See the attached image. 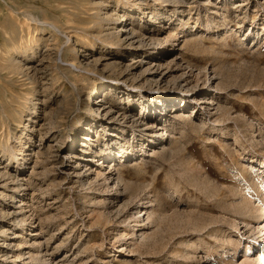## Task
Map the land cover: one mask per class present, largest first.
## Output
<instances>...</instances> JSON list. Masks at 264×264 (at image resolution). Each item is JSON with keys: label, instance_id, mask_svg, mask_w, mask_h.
I'll list each match as a JSON object with an SVG mask.
<instances>
[{"label": "rangeland", "instance_id": "rangeland-1", "mask_svg": "<svg viewBox=\"0 0 264 264\" xmlns=\"http://www.w3.org/2000/svg\"><path fill=\"white\" fill-rule=\"evenodd\" d=\"M52 1L0 0V264H258L264 0H93L68 62L4 19L67 25Z\"/></svg>", "mask_w": 264, "mask_h": 264}, {"label": "bare ground", "instance_id": "bare-ground-1", "mask_svg": "<svg viewBox=\"0 0 264 264\" xmlns=\"http://www.w3.org/2000/svg\"><path fill=\"white\" fill-rule=\"evenodd\" d=\"M29 1V0H28ZM49 1V0H48ZM46 2V1H45ZM53 3H56L57 5L55 6V7H53V9H56V10H58V11H60L62 14H64V15H68V14H71V15H73V18H71V20H69L68 22H66L67 23V25H64V24H62V23H59V21L58 20H56V19H54V20H48V19H46V18H44V19H42V18H40L38 15V17L36 16H32L31 14H28V13H24L25 15H22V16H24V18L19 22L20 24H18V26H16L17 24L15 23L16 22V20H15V18L14 17H12V16H5V20L6 21H11V22H13L14 24H11V22L9 23L10 25H13L14 26V28L13 29H11V31L13 30V32L15 33V32H17V30H19L20 29V31H23L24 30V27L26 26V27H28V28H30L31 26H32V24H33V22L32 21H34L36 24H37V26H36V28H41V29H47L48 28V30L49 31H51L53 34V36L54 37H56V39L58 38V36H60L61 34H64L65 35V37L64 38H66V39H64V43H68V47H69V49H67L66 51H64V53H63V60L64 61H69V60H71L70 59V56H71V54L69 53L70 52V50H72V51H74V49H70L71 48V41H72V37L73 36H75L79 41H83L84 39H86L88 36H90L89 35V33H91V32H93V31H96L97 29H99V32H102L103 33V31L101 30V28L103 27V25H102V21H101V17L99 16V11H101V9L100 10H98L97 8H98V6L96 5V9H97V11H96V13L95 14H93V12L91 13L92 15H90L91 16V18L92 17H98L97 18V20H91L90 19V22H86V24H89L88 26H85V25H80V24H83V20H86L85 18H83V16L85 15V14H89L90 12L89 11H91V10H93V5H94V2L95 1H93V0H53L52 1ZM92 4V5H91ZM17 5V4H16ZM33 5V4H32ZM19 6V5H18ZM101 6V5H100ZM100 8V7H99ZM13 9V8H12ZM16 9V8H15ZM27 9V8H26ZM94 9H95V7H94ZM17 10V9H16ZM21 10H23V9H19V12L21 11ZM82 13H81V12ZM18 12V11H17ZM25 12V11H24ZM29 12V11H28ZM10 13H12V12H10ZM20 13H22V11L20 12ZM12 14H14V13H12ZM19 15H21V14H19ZM69 16V15H68ZM73 19V20H72ZM99 20H100V22H99ZM72 21H74V23L72 22ZM75 21H77L78 23L76 24L75 23ZM70 22H72V24H74V25H72ZM8 23L6 24V23H4V25H5V27H7L8 25H9ZM69 24V25H68ZM35 25V24H34ZM12 26V27H13ZM48 26V27H47ZM97 26H99V27H97ZM33 28V27H32ZM50 28V29H49ZM11 34V36H10V38H8V40L10 41V44H9V46H7L6 48L7 49H5V50H7L9 53V56L7 55V52H6V54H4L5 56V58L7 59V61H6V63L8 64V62H9V64L7 65V67L9 68V70H11V71H9V72H13V70L16 68V69H21V67L19 66V61L18 60H16L15 58L13 59L12 58V56H11V52H12V49L11 48H14L15 50H17L16 52L17 53H21V51H22V53L24 52V51H27V47H28V44L27 43H25V44H23V40H22V42H20L19 43V45L18 46H16V44L18 43H16V41H15V39L17 38V37H14V35H13V33H10ZM101 34V33H100ZM6 37H8V36H6ZM103 39V41L104 42H109V39H106V38H102ZM6 40H7V38H6ZM40 40V39H39ZM39 40H37V38H36V40H32V41H34V42H39ZM118 41H120L119 40V38L117 39ZM63 44V43H62ZM61 44V45H62ZM33 45H35V44H33ZM60 45V46H61ZM92 47H94V46H92ZM60 49V48H59ZM21 50V51H20ZM15 52V53H16ZM11 53V54H10ZM5 59V60H6ZM73 65L74 66H78L77 64H76V61L75 60H73ZM80 66V65H79ZM57 67V66H56ZM59 68L61 69V68H63L62 66H59ZM23 73V72H22ZM21 74V73H20ZM32 82H34L35 83V80H36V78H35V75H32V77L31 76H29L28 77ZM77 82V81H76ZM75 82V83H76ZM74 83V84H75ZM33 84V83H32ZM33 88V87H32ZM29 90H33V89H29ZM92 90H93V92H96V91H98L99 90V87L98 86H94V87H92ZM72 92V88L70 87V86H66V93H71ZM80 93H83V92H80ZM175 98H173V99H171L169 102H171V101H173ZM186 99V98H185ZM185 99H184V101H185ZM84 102H85V106L88 108V107H90V103H91V97L90 98H84ZM2 109V108H1ZM87 140H91L90 139V137L87 135ZM122 153V151H119V155ZM128 152H123V154L125 155V154H127ZM262 165L264 166V161L262 162ZM118 175H119V172H118ZM117 181H119V178H118V180ZM258 183V182H257ZM249 187V186H248ZM247 187V188H248ZM246 188V189H247ZM254 188H256L257 189V186H254ZM245 189V188H244ZM242 190V189H241ZM243 191V190H242ZM251 198H252V196L249 194V195H245V197L243 198H241V203H240V205H239V207H238V209H239V214L240 215H242V216H244V217H253V218H256L257 219V221L259 220H261V221H263L264 222V212H259V214H256L255 215V213L254 212H257L259 209H257L256 207L255 208H251V204H250V202H251ZM264 207V206H263ZM262 207V208H263ZM237 210V209H236ZM261 210V209H260ZM141 212V211H140ZM145 214H148V217H147V219H151V216H150V212L149 211H146V213ZM143 223V222H142ZM264 230V227L263 228H261V231H263ZM256 248L258 249L257 250V255H258V258H256L257 259V261H258V264H264V237H260V239H259V241H258V243L256 244ZM252 250V248L251 247H249L248 245L246 246V252H250ZM237 252H238V250L237 249H235L234 250V255H236L237 254ZM234 262V261H233ZM251 263V262H250ZM250 263H246V264H250ZM253 264V263H252Z\"/></svg>", "mask_w": 264, "mask_h": 264}]
</instances>
